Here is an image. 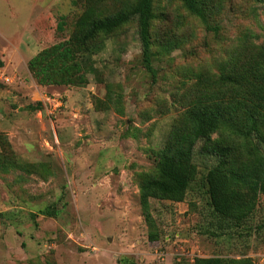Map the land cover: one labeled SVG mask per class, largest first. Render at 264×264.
Returning a JSON list of instances; mask_svg holds the SVG:
<instances>
[{
  "label": "rangeland",
  "instance_id": "374dc122",
  "mask_svg": "<svg viewBox=\"0 0 264 264\" xmlns=\"http://www.w3.org/2000/svg\"><path fill=\"white\" fill-rule=\"evenodd\" d=\"M35 1L32 15L34 0H0V36L11 45L0 67V264H120L125 255L136 264L216 255L264 264V192L249 220L210 234L204 178L215 159L201 141L185 200H150V221L138 179L192 104L195 73L219 75L248 35L264 43L262 0H211L217 31L181 0H153L155 76L133 22L94 41L86 81L71 86L40 85L27 60L70 36L82 0Z\"/></svg>",
  "mask_w": 264,
  "mask_h": 264
},
{
  "label": "trees",
  "instance_id": "16d2710c",
  "mask_svg": "<svg viewBox=\"0 0 264 264\" xmlns=\"http://www.w3.org/2000/svg\"><path fill=\"white\" fill-rule=\"evenodd\" d=\"M77 2L73 0L74 4ZM181 2L208 30L217 31V25L208 18V13L213 12L211 0ZM82 3L83 12L70 36L41 49L28 60L27 68L37 83L83 84L89 67L92 68L91 57L100 49L94 41L116 35L133 22L138 26L143 66L154 77L150 31L153 0H82ZM110 4L115 8L109 12ZM3 66L0 58V67ZM195 76L194 100L157 150V165L150 172L138 173L139 199L146 221L151 220L150 200L184 201L197 175L194 151L201 141L200 151L215 159L204 180L211 225L216 228L209 232L219 236L220 230L238 228L249 220L257 208L259 194L264 192V43L258 44L248 35L220 63L219 75L198 72ZM118 262L136 264L126 255ZM175 264L188 263L180 260ZM193 264L254 262L246 256L216 255L196 257Z\"/></svg>",
  "mask_w": 264,
  "mask_h": 264
},
{
  "label": "crops",
  "instance_id": "0c3cea01",
  "mask_svg": "<svg viewBox=\"0 0 264 264\" xmlns=\"http://www.w3.org/2000/svg\"><path fill=\"white\" fill-rule=\"evenodd\" d=\"M36 3V1L34 0V3H32V6H31V12H32V15L33 13L35 12L36 10V7L34 6V4ZM42 8V6H41ZM23 38V36H21ZM21 43V41H19ZM18 41L15 42L16 45L19 44ZM11 47V45L9 43H6L5 39L3 37L0 36V57L1 59L6 62V59H4L5 55H6V50L9 49ZM18 49V48H17ZM8 51V50H7ZM31 58V57H30ZM29 58V59H30ZM28 59V60H29ZM27 60V62H28Z\"/></svg>",
  "mask_w": 264,
  "mask_h": 264
},
{
  "label": "built area",
  "instance_id": "2783aa9c",
  "mask_svg": "<svg viewBox=\"0 0 264 264\" xmlns=\"http://www.w3.org/2000/svg\"><path fill=\"white\" fill-rule=\"evenodd\" d=\"M161 255H163V253H160V254L158 255V257L161 258V257H160Z\"/></svg>",
  "mask_w": 264,
  "mask_h": 264
}]
</instances>
